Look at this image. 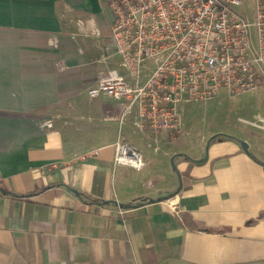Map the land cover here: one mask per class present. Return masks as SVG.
Returning <instances> with one entry per match:
<instances>
[{
  "label": "crops",
  "instance_id": "0c3cea01",
  "mask_svg": "<svg viewBox=\"0 0 264 264\" xmlns=\"http://www.w3.org/2000/svg\"><path fill=\"white\" fill-rule=\"evenodd\" d=\"M112 4L0 0V264H264V86L245 128L192 147L89 99L126 75ZM117 141L141 170L113 164Z\"/></svg>",
  "mask_w": 264,
  "mask_h": 264
},
{
  "label": "built area",
  "instance_id": "2783aa9c",
  "mask_svg": "<svg viewBox=\"0 0 264 264\" xmlns=\"http://www.w3.org/2000/svg\"><path fill=\"white\" fill-rule=\"evenodd\" d=\"M244 1L113 0L111 42L126 75L100 73L88 98L110 97L125 111L135 109L139 124L173 138L181 131L182 105L208 101L220 90L257 91L264 86V0H253L252 23ZM113 164L145 165L134 146L120 141Z\"/></svg>",
  "mask_w": 264,
  "mask_h": 264
},
{
  "label": "rangeland",
  "instance_id": "374dc122",
  "mask_svg": "<svg viewBox=\"0 0 264 264\" xmlns=\"http://www.w3.org/2000/svg\"><path fill=\"white\" fill-rule=\"evenodd\" d=\"M244 9L249 22L252 23L253 0H245ZM251 36L253 44L256 45V33L253 28H251ZM253 95L254 93L250 92L236 96L220 93L205 102L194 101L182 105L180 133L189 147L200 142L201 139L218 134H232L239 128H245L246 123L241 119L248 117L246 109Z\"/></svg>",
  "mask_w": 264,
  "mask_h": 264
},
{
  "label": "water",
  "instance_id": "95a60500",
  "mask_svg": "<svg viewBox=\"0 0 264 264\" xmlns=\"http://www.w3.org/2000/svg\"><path fill=\"white\" fill-rule=\"evenodd\" d=\"M241 147L247 152V144L243 141H239Z\"/></svg>",
  "mask_w": 264,
  "mask_h": 264
}]
</instances>
